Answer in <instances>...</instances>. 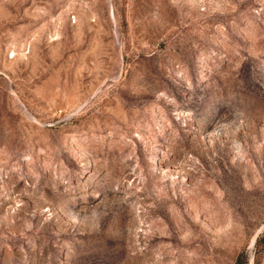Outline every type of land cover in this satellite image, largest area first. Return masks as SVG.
Returning a JSON list of instances; mask_svg holds the SVG:
<instances>
[{"label": "rangeland", "instance_id": "374dc122", "mask_svg": "<svg viewBox=\"0 0 264 264\" xmlns=\"http://www.w3.org/2000/svg\"><path fill=\"white\" fill-rule=\"evenodd\" d=\"M0 264H264V0H0Z\"/></svg>", "mask_w": 264, "mask_h": 264}, {"label": "trees", "instance_id": "16d2710c", "mask_svg": "<svg viewBox=\"0 0 264 264\" xmlns=\"http://www.w3.org/2000/svg\"><path fill=\"white\" fill-rule=\"evenodd\" d=\"M239 260H240V262H241V260H242L241 257L239 258Z\"/></svg>", "mask_w": 264, "mask_h": 264}, {"label": "water", "instance_id": "95a60500", "mask_svg": "<svg viewBox=\"0 0 264 264\" xmlns=\"http://www.w3.org/2000/svg\"><path fill=\"white\" fill-rule=\"evenodd\" d=\"M257 238V237H256ZM256 240V239H255Z\"/></svg>", "mask_w": 264, "mask_h": 264}]
</instances>
